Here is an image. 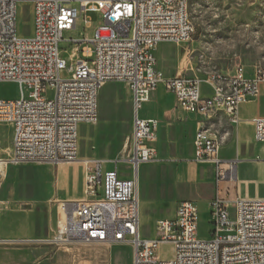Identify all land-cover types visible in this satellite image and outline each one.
Here are the masks:
<instances>
[{"label": "built area", "instance_id": "1", "mask_svg": "<svg viewBox=\"0 0 264 264\" xmlns=\"http://www.w3.org/2000/svg\"><path fill=\"white\" fill-rule=\"evenodd\" d=\"M22 5L32 15L28 35L19 29ZM89 12H101L103 24L93 37L70 39L71 48H62L64 31L77 27L80 13L89 23ZM195 33L188 0H0V83L19 89L18 98H0V122L13 127L12 158L5 163L84 164V199L60 202L52 235L34 242L128 244L133 264H264V199L238 198L231 205L217 195L208 238L198 233L197 204L183 200L173 218L157 221L155 237L141 235L138 169L154 158L159 121L141 118L140 105L164 85L184 110L223 111L237 123L239 105L258 96L264 82L258 69L247 78L241 71L167 76L157 68L158 45L189 42ZM113 81L128 83L132 92V147L123 160L130 177L120 175V160L108 169L107 159L80 156V127L98 122L100 90ZM213 82L221 90H213ZM254 126L255 140L264 143V118ZM217 141L207 129L194 137L196 159L215 164L218 184L231 175ZM164 244L172 246L166 259L159 255Z\"/></svg>", "mask_w": 264, "mask_h": 264}, {"label": "crops", "instance_id": "2", "mask_svg": "<svg viewBox=\"0 0 264 264\" xmlns=\"http://www.w3.org/2000/svg\"><path fill=\"white\" fill-rule=\"evenodd\" d=\"M163 44L171 43H161L156 48L157 68L167 76H175L177 74L162 64V58L165 60L166 57L164 50L168 47ZM234 68L221 72L233 76L241 71L247 78H253L259 67L244 65ZM203 91L206 95L211 92L208 85H203ZM139 116L159 121L158 137L153 146L159 160L143 163L138 169L143 237H155L157 221L173 218L177 205L183 200L197 204L200 213L198 233L201 238H208L209 230L204 234L203 228L210 227V206L217 195L231 205L238 198L264 199V143L256 141L254 136V119L264 118V82L258 96L239 105L237 123H231L223 111L201 115L184 110L176 105L175 95L164 85L153 92L148 102L140 105ZM84 126L88 125H81L80 135ZM199 129H207L220 140L218 155L229 168L231 177L218 184L215 164L196 159L194 137ZM80 156L107 159L106 167H115V159L84 157L81 149ZM11 168L10 185L5 188L7 192L0 195V242L47 239L55 228L59 203L85 197L84 164L81 161L59 164L26 162L15 163ZM118 169L122 177L131 176L128 164L119 162ZM154 194L158 198H152ZM206 219L210 221L204 223ZM159 255L169 258L162 255L161 248Z\"/></svg>", "mask_w": 264, "mask_h": 264}, {"label": "rangeland", "instance_id": "3", "mask_svg": "<svg viewBox=\"0 0 264 264\" xmlns=\"http://www.w3.org/2000/svg\"><path fill=\"white\" fill-rule=\"evenodd\" d=\"M188 2L196 33L189 42L163 44L168 46L164 50L165 60L162 58L165 67L177 75L204 77L209 72L237 69L244 65L264 66V0ZM27 7L22 5L19 8V29L23 35L32 33V15ZM87 15L89 23L85 22V14L80 13L77 27L64 31L62 48H71L70 39L93 37L104 22L101 12H89ZM84 44L87 43L80 44V48ZM18 97L16 84L0 83V98ZM132 101V92L124 81L108 82L102 87L98 122L81 130L82 156L106 157L121 162L128 157L132 147ZM12 138V124L0 122V159L6 162L12 158ZM158 160L156 150L151 162ZM12 165L5 163L0 166V195L5 194V188L10 185ZM152 198H158V195L154 194ZM206 221L210 220L206 219L204 223ZM207 227L203 228L204 234L209 230ZM161 253L164 257H170L172 247L163 245ZM0 264H132V248L130 245L97 243L50 245L34 241L0 242Z\"/></svg>", "mask_w": 264, "mask_h": 264}, {"label": "bare ground", "instance_id": "4", "mask_svg": "<svg viewBox=\"0 0 264 264\" xmlns=\"http://www.w3.org/2000/svg\"><path fill=\"white\" fill-rule=\"evenodd\" d=\"M259 72H264V66L258 68ZM213 90H221V83L220 82H213ZM207 133H209L207 131ZM219 142L217 141V148H219ZM5 164V160L0 159V166Z\"/></svg>", "mask_w": 264, "mask_h": 264}]
</instances>
